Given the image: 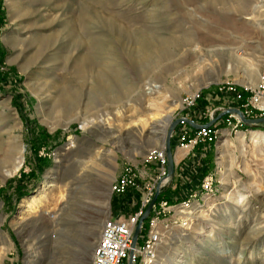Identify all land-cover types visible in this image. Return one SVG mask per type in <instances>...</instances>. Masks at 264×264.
I'll list each match as a JSON object with an SVG mask.
<instances>
[{
    "label": "rangeland",
    "instance_id": "obj_1",
    "mask_svg": "<svg viewBox=\"0 0 264 264\" xmlns=\"http://www.w3.org/2000/svg\"><path fill=\"white\" fill-rule=\"evenodd\" d=\"M233 1L0 0V162L23 156L18 171L0 172V264H91L103 222L134 212L159 175L151 152L164 147V123L167 132L183 114L198 120L227 103L225 82L257 83L264 0ZM257 134L264 124L224 125L216 143L178 162L165 199L180 202L206 176L214 193L149 264H264ZM129 166L138 187L119 195L112 186Z\"/></svg>",
    "mask_w": 264,
    "mask_h": 264
},
{
    "label": "built area",
    "instance_id": "obj_2",
    "mask_svg": "<svg viewBox=\"0 0 264 264\" xmlns=\"http://www.w3.org/2000/svg\"><path fill=\"white\" fill-rule=\"evenodd\" d=\"M224 93L229 94L228 100L222 105L207 108L198 118H193L186 113L181 118L189 119L195 127L185 120L179 122L172 137L175 135V147L186 151V155L193 153L197 147H208L216 143L222 136V126L226 125L230 131L237 132L246 125L235 113H226L217 118L228 108L241 110L246 118H264V69L253 86H238L234 82H225L220 87ZM202 97V89H195L182 98V109H193L197 101ZM212 123L211 125L209 123ZM157 160L159 175L152 183L146 185L137 209L126 217L107 218L103 224L99 239L97 240L91 258V264H124L131 261L132 264H149L155 259L162 241L168 237L170 231L176 225L185 226L192 222L198 206L214 193V179L206 176L199 190L193 191L180 202L171 204L169 200L162 198L153 204L147 218L142 224L136 244L132 245L133 233L140 218L154 197L156 190L162 193L167 184V157L165 149L157 148L151 152ZM138 171L132 166L127 167L120 178L112 186V191L122 195L129 189L138 187ZM166 178V181L164 179ZM159 197V195H158ZM177 218L171 221V216ZM145 224V225H144ZM145 226V229H144ZM144 229V230H143Z\"/></svg>",
    "mask_w": 264,
    "mask_h": 264
},
{
    "label": "water",
    "instance_id": "obj_3",
    "mask_svg": "<svg viewBox=\"0 0 264 264\" xmlns=\"http://www.w3.org/2000/svg\"><path fill=\"white\" fill-rule=\"evenodd\" d=\"M226 113H235L239 116V118L242 120V122L246 125V126H257V125H262L264 124V118H246L244 116V114L241 112V110L237 109V108H228L227 110H225L224 112L220 113L217 118H220L221 116L225 115ZM185 120L188 123H190L191 125L198 127L197 125L193 124V122L189 119H184V118H176L174 120H172L170 122V126L167 130V135L165 138V142H164V149H165V153H166V157H167V177L168 178H173L175 175V168H176V162H175V156H174V151L172 149V135L174 133V130L176 128V126L179 124L180 121ZM213 122L209 123L210 125ZM160 190L157 189L156 193L154 195V197L152 198V200L150 201V203L148 204L144 215L140 218L138 224L135 227L134 233H133V239H132V245L134 246L137 242L138 236L140 234L141 228H142V224L145 221V219L147 218L153 204L156 202L158 195H159ZM128 264H132L131 261H128Z\"/></svg>",
    "mask_w": 264,
    "mask_h": 264
},
{
    "label": "bare ground",
    "instance_id": "obj_4",
    "mask_svg": "<svg viewBox=\"0 0 264 264\" xmlns=\"http://www.w3.org/2000/svg\"><path fill=\"white\" fill-rule=\"evenodd\" d=\"M225 1V0H224ZM227 1V0H226ZM238 2L236 1H233V5L235 6V8H240L243 3L242 1L240 0H237ZM226 3H229V2H224ZM154 46V45H153ZM166 50L167 49H164V47H161L160 49H158L156 52L159 53L160 55L162 54H165L166 53ZM150 51V50H149ZM149 89V93H151V91L153 90L152 87L148 88ZM166 127H167V123L165 122L164 123V127H163V137L166 138L165 135H167V132H166ZM260 139L262 141H264V134H257L256 135V139ZM165 141V140H164ZM13 153V152H12ZM15 152L13 153V156H11L12 154H9L7 155L6 159L4 160V162H0V172H4L6 174H10V173H13V172H16L20 169L21 167V164H22V161H23V156L21 155V153L18 155V156H15ZM12 157V158H11ZM5 164H8L9 168L7 169H4L5 167ZM105 205L106 207L108 208L109 207V202L106 201L105 202ZM34 208V204H30V209L32 210Z\"/></svg>",
    "mask_w": 264,
    "mask_h": 264
},
{
    "label": "crops",
    "instance_id": "obj_5",
    "mask_svg": "<svg viewBox=\"0 0 264 264\" xmlns=\"http://www.w3.org/2000/svg\"><path fill=\"white\" fill-rule=\"evenodd\" d=\"M205 147H197V149H200V150H202V149H204ZM197 149H196V151H197ZM179 152H181L182 154L185 152V151H183V150H181V149H177L176 148V151H174V156H175V162H176V168H175V175H176V178L177 177H182L181 175L183 174V172H182V169L179 167L178 168V162L179 161H181L182 159H184L185 158V156H186V154H183L181 157H179V155H177V154H179ZM177 153V154H176ZM202 153V152H201ZM204 153V152H203ZM193 156H195V154L193 153L192 154ZM176 156L177 157H179V159H177L176 158ZM173 179V178H172ZM180 179H183V178H180ZM99 239V238H98Z\"/></svg>",
    "mask_w": 264,
    "mask_h": 264
},
{
    "label": "trees",
    "instance_id": "obj_6",
    "mask_svg": "<svg viewBox=\"0 0 264 264\" xmlns=\"http://www.w3.org/2000/svg\"><path fill=\"white\" fill-rule=\"evenodd\" d=\"M246 128H248V127H246ZM165 197V195L163 194V191H162V193L159 195V197H158V199H162V198H164ZM145 225V224H144ZM144 229H145V226H144ZM143 229V230H144Z\"/></svg>",
    "mask_w": 264,
    "mask_h": 264
}]
</instances>
